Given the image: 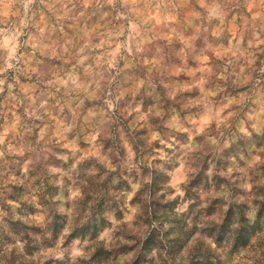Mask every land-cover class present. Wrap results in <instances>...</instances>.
<instances>
[{"label": "rangeland", "instance_id": "rangeland-1", "mask_svg": "<svg viewBox=\"0 0 264 264\" xmlns=\"http://www.w3.org/2000/svg\"><path fill=\"white\" fill-rule=\"evenodd\" d=\"M72 4L78 11L82 0ZM157 4L161 11L176 12L174 22L165 17L161 24H141V35L151 42L141 44L137 37L132 56L121 49L117 60L122 67L116 73L106 71V61L127 35V22L118 14L124 10L120 0L114 8L101 0L72 21L51 20L41 53L5 73L9 81L18 76L20 83L14 97L0 94V132L7 131L0 144V264H264V44L254 46L245 0H231L240 15L233 23L229 13L222 36L213 35L217 21L193 18L187 0H144L141 7L151 10ZM104 11L108 15L101 18ZM37 19L38 13L29 19L22 0H0V28L38 35ZM85 33L93 43L99 34L105 39L110 34L111 47L91 51L89 63L101 83L100 95L111 90L121 98L120 106L108 113L96 104L91 126L97 139L83 135L89 124L82 122L79 150L57 151L61 146L54 140L37 139L41 122L26 117L28 102L21 88L53 95L49 79L71 69L75 61L67 53L80 47ZM260 36L264 40V30ZM229 38L233 44L235 38L243 39L244 55L225 53ZM137 47L142 51L136 52ZM205 54L211 63L202 62ZM217 74L227 79L218 80ZM200 79H207L216 94L213 123L202 133L197 128L206 114L201 101L208 91L201 88L195 98L183 91L189 86L196 90ZM169 96L176 100L169 102ZM233 97L235 103L229 105ZM149 98L144 119L143 108L133 109ZM19 100L23 104L16 107ZM165 102L178 107L164 108ZM197 104L201 106L193 108ZM220 107L230 115L225 123L214 116ZM176 112L179 121L169 120ZM154 131L160 139L151 141ZM181 176L185 194L186 185L194 183L193 199L177 196L169 209L170 182ZM76 189L85 199H72ZM259 212L263 215L255 225ZM112 215L115 225L108 219ZM54 224L56 238L51 236ZM102 226L113 229L107 246L96 239ZM181 229L186 234L178 237ZM238 231L250 235L247 244L233 247ZM153 232L162 246L145 243ZM77 248H83L84 256L74 254Z\"/></svg>", "mask_w": 264, "mask_h": 264}, {"label": "clouds", "instance_id": "clouds-1", "mask_svg": "<svg viewBox=\"0 0 264 264\" xmlns=\"http://www.w3.org/2000/svg\"><path fill=\"white\" fill-rule=\"evenodd\" d=\"M101 0H82V7L76 11V5L72 4V0H22L23 9L28 14L29 19H32L34 15L38 13V19L36 25L38 27L37 34H28L21 29H5L0 28V53H3L4 64L0 66V94H5L8 97H14V90L16 85L20 83L19 77L14 76L13 81H9L5 75L8 71L15 70L25 63L29 55L36 56L41 53V50L46 47L44 38L47 36L48 29L50 27V21L55 19L56 21H72L76 16H84L89 8L100 4ZM103 3L109 8H114L116 0H103ZM144 0H120V5L124 8L123 11H119V18L127 22V35L124 36L122 43H117L109 53V59L106 61V71L116 73L119 67H122L120 61L117 60L118 56H122L121 49L126 52L128 56L133 55L132 41L137 37L140 38L141 44L150 43V37L147 35H141V24H147L149 22H155V24H161L164 22L165 17L168 18L170 23L174 22L176 17L175 11H161L159 4L153 9L147 10L141 5ZM190 8L187 9L192 14L193 18H203L208 22L213 20L217 21L215 28L216 31L213 35L222 36L224 32V26L228 21L229 13H232V22L234 23L238 19L240 13H238L234 7L231 6V0H187ZM72 4L71 7L69 5ZM35 6V8H33ZM203 8L204 12H199V9ZM244 13L252 28L251 39L255 41V47H259L260 44H264V40L261 39L260 33L264 30V0H245L243 5ZM108 15L107 11L101 13V18ZM139 21V22H138ZM23 27H27V24H23ZM100 38L97 42L93 43L87 33L82 38L80 47L76 48L74 53L70 50L67 54L74 59L71 69L63 73H55L48 81L47 87L53 93V95H44L33 89L31 86L22 87L21 95L27 100L28 107L25 109V115L29 119H35L41 123L36 125L38 129L36 132L37 139H44L48 137L50 140H54L61 147L57 149H68L70 151H78L80 148L81 133L79 131L82 122L89 124L83 130L84 136H89L90 140L95 141L98 133L91 126V121L97 116L95 110L96 104H102L105 106L104 111L113 113L117 107L120 106V97L114 96L111 90H105L103 95H100L101 83L95 78V66L90 61L89 53L93 50H102L105 45L111 47L110 34L109 38L105 39L103 34H99ZM118 35H124L119 33ZM21 37H25L23 40ZM243 44L242 38H235V44L233 39L229 38L228 47L225 49V53H230L233 57H236L238 53L244 55L241 51V45ZM179 47V45H177ZM249 47H253L250 43ZM28 49L27 52L21 49ZM140 47L136 48V52H140ZM51 59L52 63H58L54 58ZM103 56L97 55V60H102ZM203 63H211V58L205 54L202 58ZM218 80H226L227 78L223 74H217ZM203 88L208 91V95L203 98L201 104L206 106V114L200 120V126L197 128L198 133H202L205 126H211L213 123V110L215 106L212 101L215 98V92L209 88V81L207 79H200L196 85V90H193L192 86L186 87L183 91L189 97L195 98L199 94V90ZM7 89V91H6ZM241 88L237 89L240 90ZM176 96H169L168 101L174 102ZM229 105L235 103V97L228 102ZM23 104V100L17 101L16 107ZM152 104V100L145 99L142 104L137 103L133 109L136 112H140L143 108L145 115L142 117L147 119L148 106ZM164 108L169 106L178 107L175 104H169L165 102ZM200 104L193 105V108L200 107ZM225 108L220 107L215 109L214 116L218 123H225L229 116L225 114ZM52 115L51 120H46L45 117ZM15 115V113H13ZM156 115H160V111L156 112ZM181 113L176 112L169 115V120L179 121ZM17 123H19V117H17ZM7 131L0 132V144L4 142ZM160 139L159 132L154 131L150 137L151 141ZM163 143V141H161ZM67 157H65V160ZM52 172H56V168L51 169ZM185 182V177L181 176L174 181L170 182V187L174 189L173 193L168 198L171 201H175L177 196L184 197L185 193L183 189L179 187L180 184ZM79 198L85 199L84 194L76 189L72 193V199ZM186 207V205H185ZM97 211L102 213L103 209L97 207ZM113 225L117 224L115 215L108 217ZM132 216L128 217L131 220ZM43 225V218H41L40 226ZM98 241H102L105 246L109 245L113 241V229L102 226V230L98 231L96 236ZM21 249L23 248L20 245ZM76 256H84L83 248H77L74 250Z\"/></svg>", "mask_w": 264, "mask_h": 264}, {"label": "trees", "instance_id": "trees-1", "mask_svg": "<svg viewBox=\"0 0 264 264\" xmlns=\"http://www.w3.org/2000/svg\"><path fill=\"white\" fill-rule=\"evenodd\" d=\"M191 184H188V185H186V188H185V191H186V194H185V198H187V199H193V196L192 195H194V193L193 194H191V190H192V188L194 187V183L191 181L190 182ZM152 187L155 185V182H153L152 184ZM150 195H152L153 196V194H154V190H152V191H150V193H149ZM262 195L264 196V190H263V192H262ZM167 203H168V201H167ZM172 206H174V202H169V209H170V207L172 208ZM194 206V204H189V210L191 211V209H192V207ZM262 206V205H261ZM263 213V212H262ZM262 215L263 214H261V212H259L258 213V215H257V219H256V221H254V223L253 224H257L258 223V220H259V218H261L262 217ZM57 219V217H52V220H55V221H57L56 220ZM241 221V220H240ZM242 222V221H241ZM57 224H54L53 225V232H51V236L53 237V238H56V236H57V232H58V227L56 226ZM183 225L184 226H186V224H184L183 223ZM241 225H243V224H241ZM252 227L253 226H250V228L252 229ZM243 231H245L244 229H242ZM241 232V231H238V233H237V235H236V237L234 238H232V244L231 245H233V247H239V246H243V245H245V244H247V242H246V240L248 239V236L250 235V233L248 234H246V232ZM252 231H253V229H252ZM251 231V232H252ZM179 233H178V237H183V235H185L186 234V232H184L182 229L181 230H179L178 231ZM159 236H158V234L157 233H155V232H153V233H151L147 238L148 239H146V241H145V243H150L151 245H156V246H158V245H160L161 244V240H158L159 238H158ZM219 239L221 238V236H220V233L218 234V236H217ZM161 246H162V244H161Z\"/></svg>", "mask_w": 264, "mask_h": 264}]
</instances>
